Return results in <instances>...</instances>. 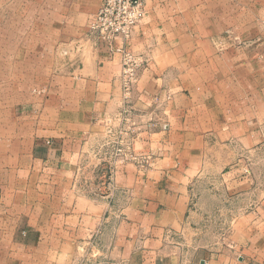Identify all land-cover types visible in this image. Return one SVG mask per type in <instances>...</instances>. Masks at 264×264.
<instances>
[{
  "label": "crops",
  "instance_id": "0c3cea01",
  "mask_svg": "<svg viewBox=\"0 0 264 264\" xmlns=\"http://www.w3.org/2000/svg\"><path fill=\"white\" fill-rule=\"evenodd\" d=\"M172 1L145 0V18L131 40L132 50L150 60L140 74L136 98L140 105H163L168 130L138 136L135 144L152 154L150 166L118 167L102 201L80 195V178L88 169L86 161H95L92 148L100 120L120 105L121 64L103 43L96 47L86 34L89 8L58 14L59 33H81L73 42L62 43L70 62L54 76V99L48 100L38 121L28 116V136L10 142L8 164L0 173V236L14 248L64 257L66 242L74 252L81 232L94 230L109 241L103 254L111 260L105 264H195L194 257L199 264H213L203 257L204 251L171 247V240L189 230L190 216L195 215L190 178L202 176L203 164L214 162L211 152L220 150L215 160L223 165L220 174L228 189L241 190L240 165L225 168V150L232 149L234 155L241 142L257 144L264 123V91L242 79V64H248L250 56L240 48L235 51L234 45L226 52L218 36L222 29L206 40L191 35L178 42L182 30L170 26L175 11L171 16L163 10ZM71 16L83 26L69 25ZM39 108L30 105L28 112ZM23 177L28 178V204L20 190ZM38 183L41 199L36 205L32 196ZM70 193L68 201L65 195ZM54 195L61 196L56 203ZM259 205L243 226L248 248L236 253L231 263L221 262L224 254L219 255L215 264H264V201Z\"/></svg>",
  "mask_w": 264,
  "mask_h": 264
},
{
  "label": "rangeland",
  "instance_id": "374dc122",
  "mask_svg": "<svg viewBox=\"0 0 264 264\" xmlns=\"http://www.w3.org/2000/svg\"><path fill=\"white\" fill-rule=\"evenodd\" d=\"M80 2L0 0V173L8 164L10 142L28 136V116L32 117V121H38L48 100L51 97L54 99L50 92L55 82L54 76L67 69L65 65L70 62H66L67 56L61 51L62 43L73 42L76 35L81 33L82 29L78 33H59L58 24L62 19L58 14L63 9L72 12L73 8H89L92 13L87 22L89 32L90 19L98 12L103 0ZM170 3V7L163 10L171 16L175 11V19L171 18L170 26L182 30V33H177L178 42H185L184 36L191 35L197 40H206L211 33L215 36L216 31L221 32L222 29L223 35L219 33L218 36L220 40L223 38L226 52L231 49L228 45H234L235 49H232L237 51L240 48L243 55L250 56L249 63L242 64L241 73L245 76L242 79L249 80L251 88L256 85L257 91H264V0H176ZM71 24L77 28L83 26L74 16L70 17ZM138 84L139 79L133 86L132 95L126 98L121 77L119 79L120 105L114 114L100 120L101 131L92 148L95 161H86L88 169L80 178L82 197L104 200L110 193L109 185L120 166L132 164L139 169L148 168L152 154L143 151L144 147L140 144H135L138 136L168 130L163 105L155 107L154 102H141L145 106L143 108L138 102L135 95ZM30 105L40 108L29 114ZM258 132L257 144L252 146L241 142L239 148H235L234 155L232 149L225 150V168L236 163L240 165L244 182L241 190L232 193L228 189V182L220 174L223 165L215 160L220 150L210 153L214 162L203 164L202 176L194 181L190 178V203L195 215L190 216L189 230L181 238L173 237L176 239L171 240V247L204 251L203 257L213 261V264L223 254L221 262L231 263L236 259V253L248 248L243 226H247L256 206L260 207L259 203L264 201V123ZM131 156H137L140 161L133 160ZM110 168L113 170L112 177L108 175ZM19 179L22 181L20 190L25 193V204H28V178ZM37 186V193L32 196L36 205L41 199L39 183L34 188ZM64 188L67 189L66 186ZM60 197L54 195L53 202L56 203ZM65 198L71 201L72 194H66ZM86 231H82L79 238L76 236L75 251H71V244L66 242L62 247L66 255L59 258H46L41 256L39 250L14 248L0 236V264L109 262L111 258L103 254L109 242L104 239L105 235L97 233L96 237L94 230L90 233ZM196 259L194 257L193 262L199 264Z\"/></svg>",
  "mask_w": 264,
  "mask_h": 264
},
{
  "label": "built area",
  "instance_id": "2783aa9c",
  "mask_svg": "<svg viewBox=\"0 0 264 264\" xmlns=\"http://www.w3.org/2000/svg\"><path fill=\"white\" fill-rule=\"evenodd\" d=\"M145 14V0H103L89 23V38L95 42L96 47L103 43L112 56L119 57L123 94L126 98L132 95L139 73L150 62L145 55L135 53L131 47L134 31L143 22ZM131 158L140 161L137 156ZM112 174L113 170L110 168L109 177Z\"/></svg>",
  "mask_w": 264,
  "mask_h": 264
}]
</instances>
